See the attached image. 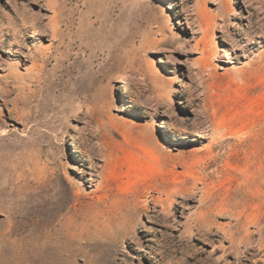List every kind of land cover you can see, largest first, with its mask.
<instances>
[{"label": "rangeland", "instance_id": "374dc122", "mask_svg": "<svg viewBox=\"0 0 264 264\" xmlns=\"http://www.w3.org/2000/svg\"><path fill=\"white\" fill-rule=\"evenodd\" d=\"M0 15V264H264V0Z\"/></svg>", "mask_w": 264, "mask_h": 264}, {"label": "bare ground", "instance_id": "6f19581e", "mask_svg": "<svg viewBox=\"0 0 264 264\" xmlns=\"http://www.w3.org/2000/svg\"><path fill=\"white\" fill-rule=\"evenodd\" d=\"M0 18L3 19V17H2L1 15H0ZM27 21H28V20H27ZM24 24H25V23H24ZM30 24H31V23H30ZM32 24H33V22H32ZM33 29H34V28H33ZM36 35H37V32H36ZM3 133H4V132H3Z\"/></svg>", "mask_w": 264, "mask_h": 264}]
</instances>
